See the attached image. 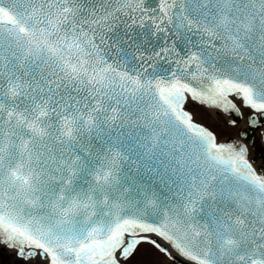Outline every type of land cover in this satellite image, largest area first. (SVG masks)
Masks as SVG:
<instances>
[{"label":"snow or ice","instance_id":"obj_1","mask_svg":"<svg viewBox=\"0 0 264 264\" xmlns=\"http://www.w3.org/2000/svg\"><path fill=\"white\" fill-rule=\"evenodd\" d=\"M0 264H264V0H0Z\"/></svg>","mask_w":264,"mask_h":264}]
</instances>
